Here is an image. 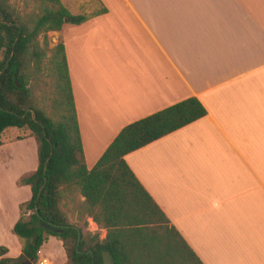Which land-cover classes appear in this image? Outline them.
<instances>
[{"label": "crops", "instance_id": "0c3cea01", "mask_svg": "<svg viewBox=\"0 0 264 264\" xmlns=\"http://www.w3.org/2000/svg\"><path fill=\"white\" fill-rule=\"evenodd\" d=\"M62 2L93 11L92 0ZM100 2L106 13L50 33L65 43L88 168L126 125L198 98L204 117L126 162L204 264H264V0ZM3 141L0 247L18 258L14 227L33 195L22 179L38 170L39 150L25 129H6ZM41 251L66 264L57 236Z\"/></svg>", "mask_w": 264, "mask_h": 264}, {"label": "trees", "instance_id": "16d2710c", "mask_svg": "<svg viewBox=\"0 0 264 264\" xmlns=\"http://www.w3.org/2000/svg\"><path fill=\"white\" fill-rule=\"evenodd\" d=\"M33 2L27 10L17 0H0V146L14 127L28 130L39 150L38 170L22 179L33 195L14 227L23 253L4 258L8 248L1 246L0 264L37 260L50 235L62 240L66 264H106L105 253L112 264H204L125 156L204 117L206 107L191 97L126 125L89 169L65 43L60 38L51 48L49 33L108 9L92 0V12L73 14L62 0ZM89 219L97 231L89 230Z\"/></svg>", "mask_w": 264, "mask_h": 264}, {"label": "rangeland", "instance_id": "374dc122", "mask_svg": "<svg viewBox=\"0 0 264 264\" xmlns=\"http://www.w3.org/2000/svg\"><path fill=\"white\" fill-rule=\"evenodd\" d=\"M33 1L34 0H17V5H18L19 8H25V9L29 10L30 8L35 7V4H34ZM50 33H49L50 47L53 48L54 46H56L58 44L59 40H54V37ZM98 229H99V227L97 229H93L92 225L90 223V220H89V230H91L92 232H95ZM102 233H103V231H102ZM106 256H108V255L106 254ZM106 264H111L109 257H108V259L106 261Z\"/></svg>", "mask_w": 264, "mask_h": 264}, {"label": "water", "instance_id": "95a60500", "mask_svg": "<svg viewBox=\"0 0 264 264\" xmlns=\"http://www.w3.org/2000/svg\"><path fill=\"white\" fill-rule=\"evenodd\" d=\"M12 55H14V53H13ZM9 62H10V60H8V62H7V64H6V68L9 66ZM2 73H3V71L0 72V76H1ZM16 84H17L18 86H20V83H19V80H18L17 76H16ZM35 115H36L35 112H33V116H35ZM52 153H53V152H52ZM49 160H50V158L48 159V161H49ZM47 163H48V162H47ZM40 196H41V193L39 194V197H40ZM36 212L39 213L38 208L36 209ZM46 228H47V229H50V230H54V231H57V230H58L57 226H52V225H47ZM35 261H36V260H26V261L22 262V264H35Z\"/></svg>", "mask_w": 264, "mask_h": 264}, {"label": "built area", "instance_id": "2783aa9c", "mask_svg": "<svg viewBox=\"0 0 264 264\" xmlns=\"http://www.w3.org/2000/svg\"><path fill=\"white\" fill-rule=\"evenodd\" d=\"M41 249L38 251V259L35 261V264H54L51 259L41 255Z\"/></svg>", "mask_w": 264, "mask_h": 264}]
</instances>
